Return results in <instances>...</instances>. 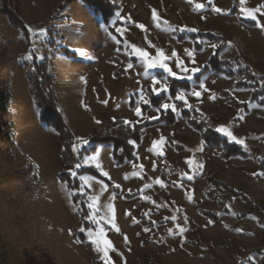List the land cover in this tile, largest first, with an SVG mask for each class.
Returning <instances> with one entry per match:
<instances>
[{"label": "rangeland", "instance_id": "rangeland-1", "mask_svg": "<svg viewBox=\"0 0 264 264\" xmlns=\"http://www.w3.org/2000/svg\"><path fill=\"white\" fill-rule=\"evenodd\" d=\"M109 1L115 11L104 23L84 0H0V80L10 95L0 135V264H93L92 260L100 259L87 233L80 230L84 228L77 205L80 197L87 210L93 204L97 219L108 215L106 205L113 206L111 215L119 231L106 220L102 226L114 245L109 252L114 264H264V104L249 100L250 87L235 86L243 78L237 71L246 67L264 82V30L255 27L252 17L238 14V1L232 13L233 0H212L226 10L219 14L211 10L208 0ZM196 3L204 7L197 9ZM245 7L261 8L256 18L264 24L263 0H246ZM153 10L158 19L153 18ZM17 19L25 24L28 40L14 26L12 20ZM40 29L45 30L43 35ZM197 33L217 35L197 37L196 48L188 34ZM219 35L228 39L219 51L220 60L228 61L224 68L233 75L210 70L196 81L193 77L199 72L184 76L176 68L180 59L201 71L214 52L208 45L220 44ZM133 45L151 60L161 50L167 58L164 63L178 75L170 76L159 66L147 67ZM62 47L74 55L59 51ZM30 53L32 59L27 58ZM40 61L46 62L57 110L74 136L73 143L79 144L77 138L86 141L79 150L89 145L94 131L115 135L116 126L108 127L110 120H122L130 132L134 124L155 120L160 110H167L141 100L143 96L149 101L147 86L152 89L155 77L167 84L170 78L188 81L190 88L177 92H184L190 107L202 114L197 119L212 125L249 156L220 157L221 145L205 144L176 108L169 109L174 122L145 126L139 143L130 140L133 160L117 165L111 144H100L81 158L72 151L73 165L89 161L82 167H91L119 185L118 193L92 174L71 176L70 168H63L62 142L52 126L39 120V107L30 91L29 74L35 73V63ZM118 70L122 71L116 75ZM201 82L206 90L199 88ZM193 90L201 95H191ZM226 90L235 101L220 93ZM152 93L165 94L160 104L176 103L167 90ZM137 106L140 116L135 113ZM229 132L243 144L230 139ZM61 172L75 178L83 192L64 187L58 178ZM80 176L86 178L84 182ZM224 185L241 190L248 199L230 194ZM126 192L133 195L127 198ZM180 228L186 230L181 233ZM78 232L84 234L83 240Z\"/></svg>", "mask_w": 264, "mask_h": 264}, {"label": "trees", "instance_id": "trees-1", "mask_svg": "<svg viewBox=\"0 0 264 264\" xmlns=\"http://www.w3.org/2000/svg\"><path fill=\"white\" fill-rule=\"evenodd\" d=\"M85 3L89 6V8L95 13L99 14L102 21L104 23H108L109 18L114 15L115 5H113L109 0H84ZM238 0H233V8L231 12L234 13L236 11V4ZM264 4V0H263ZM11 16V15H10ZM13 19V18H12ZM15 27H18L23 35V37L28 40L29 39V32L25 26V24L21 23L19 19L12 20ZM113 34L120 40V36L111 29ZM217 34H210V33H197V34H188V36L193 39V44L196 48H199V44L196 42L197 37H207L209 39H213ZM220 39V44H218L217 48L214 49V52L209 57L208 61L203 65L201 71L197 75L193 77L194 80L198 81L203 73H206L210 70H213L217 73H224L226 75H233L232 72L226 70L224 66L228 65V61L220 60L219 51L221 48L228 42V39L224 35L217 36ZM59 51L64 52L66 55L71 56L74 53L67 49V48H60ZM239 51V50H237ZM238 56H236L237 58ZM235 59V56L233 57ZM111 60L115 62H120L117 57H112ZM35 73L29 74L30 79V91L32 93L33 99L35 100L37 106L39 107V120L52 126L54 130L58 134V139L62 142V150H61V157L63 160V168H72L73 164L71 163L73 153L71 149V145L73 143L74 136L66 127L61 113L57 110V103L56 98L54 96L53 90L50 88V82L52 77L45 71L46 69V62L40 61L35 63L34 67ZM122 70H118L115 72L118 75ZM240 75H243V78H240L235 83V86H248L251 88V93L249 95L250 101H257L258 103L264 104V82L260 83L259 76H255L251 70L246 67L244 69H240L237 71ZM190 88V83L186 80H177L170 78L168 84V94L172 98H174L177 94V91L180 89L188 90ZM147 93L149 97V104L155 107H158L161 100L165 97L164 93H160L158 95H154L151 89L147 86ZM222 95H227L231 102L235 101L233 96L229 95L228 90L220 92ZM175 100V99H174ZM175 105L178 110H180V114L184 117L187 123L195 130L200 132V136L203 142L207 145H221V151L219 152L220 157L227 159L231 156H241L247 157L249 153L242 150L241 146L234 142H229L225 137L221 136L212 125H209L205 121L201 119H197L202 114L199 113L195 108L192 107H185L184 103L175 100ZM9 104H10V95L8 92L2 89V82L0 80V135L3 133L2 124L4 122L5 116L9 112ZM148 104V105H149ZM129 105H133V100L130 99ZM243 108H246L247 103H241ZM142 110L145 111L147 105L141 106ZM175 120L174 113L167 109V110H160L159 117L155 120L138 123L133 125V130L127 132L124 128L122 120H110L108 122V127H112L113 125L116 126L117 133L114 135H110L108 133H103L102 130L98 132H93V135L88 137V146L83 147L78 151L79 158L83 157L90 152L95 151L96 147L100 144H111L112 151L111 155L113 160L117 165L122 164L124 161L133 160V150L134 146L129 143L130 140L134 141L135 143H139L143 131H140L141 128L152 125L158 122H165V123H172ZM107 127V128H108ZM5 136V134H4ZM78 174L82 173H89L97 178L103 180L108 186L112 187L114 192H119V187L113 185V183L101 176L96 170L91 167H81L77 170ZM163 177V176H162ZM61 182H64L67 185L69 190H77V186L79 182L75 178H70L67 172H61L58 176ZM208 180L212 183H217L213 179L209 177ZM223 185V184H221ZM227 190L230 194L235 196H240L243 199H248V196L242 192L241 190H236L231 187H227ZM133 194L128 192L124 193L123 196L129 198ZM80 197V196H79ZM78 199V194L72 196V200L74 203ZM80 199V203H77L79 216L83 219V227L92 226L91 223L85 219V216L88 214V210L83 199ZM207 217L212 219H216L217 215L215 213H211L209 211H201ZM80 239H84V234L82 232L77 233ZM146 242V240H144ZM143 241V243H144ZM93 264H103L102 260L94 259L92 260Z\"/></svg>", "mask_w": 264, "mask_h": 264}, {"label": "snow or ice", "instance_id": "snow-or-ice-1", "mask_svg": "<svg viewBox=\"0 0 264 264\" xmlns=\"http://www.w3.org/2000/svg\"><path fill=\"white\" fill-rule=\"evenodd\" d=\"M190 3L193 2V0H189ZM239 2V15L245 16V17H252L255 20V27L260 28L262 30H264V24H262L260 22L259 19L256 18V14L258 12L261 11V8H249V7H245V3L246 0H238ZM208 3L211 5V10L215 13H223L224 9H221L219 7H217L212 0H208ZM204 7V4L202 3H196L195 4V8L197 9H202ZM153 18L154 19H158L157 13L155 10H153ZM138 27L140 28H144V25H138ZM31 31V29H30ZM121 31L119 28H117V32ZM189 31H197L196 29H189ZM45 32L44 29H40L39 30V34L43 35ZM209 47H211L212 49H216L218 46L215 43H212L210 45H208ZM229 46H231V42H229ZM133 48L135 50V54L137 56H140L142 58H144V62L146 64L147 67L149 68H153V67H161L165 72L168 73V75L176 77L178 74L177 72L173 71L166 63H164V60L167 59L161 50L157 49V59L156 60H151L148 57V53L146 51H144L143 49L137 48L133 45ZM81 55H84L85 53L82 50H77ZM176 53L175 51H173L172 56H175ZM187 55L189 57H192V52H187ZM28 59H32V54L30 53L29 56L27 57ZM36 59H40V57H35ZM193 64L195 63V60L193 59L191 61ZM176 68L180 69V71L184 74V76H188L189 73H198L200 71L199 67H187L184 64L183 60L177 59L176 60ZM132 64H128V68H131ZM183 78V77H181ZM191 78V77H188ZM152 83H153V87H152V92L155 93H159L162 90L166 91L168 88V84L167 82L161 83L159 80H157L155 77H152ZM159 84V87H155V85ZM199 88L202 90H206L205 89V84L203 82L200 83ZM191 95L195 96V97H199L201 95L200 91L197 90H193ZM175 100H179V101H183L184 102V106L185 107H190L191 105L188 104L187 99H186V94L184 92H177L176 96L174 97ZM141 100L143 101L144 104H148L149 101L145 100L143 98V96H141ZM159 108L162 109H171L173 111L176 110V105L172 104V103H162L159 105ZM135 113L137 116H140L141 113V108L140 106H137L135 108ZM152 119H155V117H152ZM97 123H99V121H97ZM125 124H131V121L125 120L124 121ZM221 131H225V129L221 128ZM228 136L230 139L236 141L237 143L243 144L242 140L237 141V138L232 135V133H228ZM77 140L79 141V144L82 143H86V141L82 140L81 138H77ZM163 142V137H161V141ZM129 143H132V141H129ZM156 141H153V144H156ZM79 144L78 143H73L72 144V151L73 152H78L79 151ZM89 161L84 160L82 163H88ZM82 163H77L75 165H73L72 168L68 169L69 173L71 176H77L78 173L76 171V169H80L82 167ZM187 163L191 164L192 161L188 160ZM202 167V165H201ZM104 175H107V173H103ZM254 175L256 173H253ZM127 178V177H126ZM189 179H191V176L188 177ZM85 177L84 176H80V180L81 182L85 181ZM157 183H161L160 180L156 181ZM150 185H145V187H149ZM64 187H67V185L65 184ZM116 187H119V185H116ZM77 191H81L83 192V188H78ZM95 197L92 198L93 201H95ZM144 199H149L148 197H144ZM107 209H108V215L106 217H100V219H97V215L98 212H94L93 211V204L89 203L88 204V214L85 216V219H87L92 226H86L84 228H81L80 230L83 232L87 233V239L90 242V245L94 248V250L100 254V259L102 260L103 264H114V262L111 260V257L109 255V252L114 250V245L112 244V242L107 238L106 232H105V228L102 226L103 222L106 220L107 224L111 225L112 228H114L116 231H119L118 228H116V225L114 223V219L111 215L112 211H113V206L111 204L106 205ZM126 214H129L126 212ZM173 220H175V217H172ZM133 222H137L135 220H133ZM179 227V226H178ZM145 231H148L149 229H144ZM180 232L182 233L183 231H185L186 229L184 228H180L179 229ZM171 231V230H169ZM237 231H242L241 229H237ZM125 242H127V236H125Z\"/></svg>", "mask_w": 264, "mask_h": 264}]
</instances>
